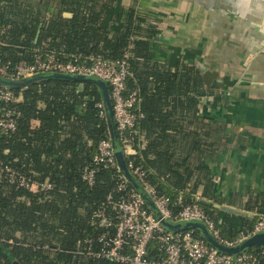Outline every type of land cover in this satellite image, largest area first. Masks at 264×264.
I'll return each instance as SVG.
<instances>
[{
  "label": "trees",
  "instance_id": "trees-1",
  "mask_svg": "<svg viewBox=\"0 0 264 264\" xmlns=\"http://www.w3.org/2000/svg\"><path fill=\"white\" fill-rule=\"evenodd\" d=\"M121 1L0 0V59L10 67L32 61L40 46L110 60L129 52L128 84L139 91L144 117L136 125L135 153L125 157L126 164L133 160L145 169L175 213L195 201L202 188L200 204L224 237L235 238L255 220L238 225L221 218L215 205L222 200L214 163L229 150L231 138L227 123L203 116L202 99L214 95L218 100L220 94L211 88L205 69L160 61L155 43L160 30L154 20ZM65 12L72 15L66 17ZM14 90L22 95L14 105L17 130L0 137V161L34 180L48 179L52 188H18L0 174V264H124L76 252L80 239L101 232L94 214L121 178L115 168L98 170L93 186L83 179L100 140L110 135L114 143L103 88L48 78ZM108 90L110 94L109 85ZM98 103H103L104 117ZM128 181L129 188L142 194ZM245 207L264 213V196L249 199ZM149 251L152 258L163 257L156 242Z\"/></svg>",
  "mask_w": 264,
  "mask_h": 264
},
{
  "label": "built area",
  "instance_id": "built-area-1",
  "mask_svg": "<svg viewBox=\"0 0 264 264\" xmlns=\"http://www.w3.org/2000/svg\"><path fill=\"white\" fill-rule=\"evenodd\" d=\"M44 73L95 76L107 82L122 150L125 157L135 153L136 125L144 114L138 89H131L128 84L131 74L129 52L122 58L110 60L101 54L83 51L70 54L40 46L34 49L32 61L23 60L10 67L0 59L1 78L19 81ZM21 99L22 95H18L14 89L0 85V137H9L17 130L14 105ZM97 105L101 108L100 115L104 117L103 103ZM127 167L153 200L161 218L149 208L137 190L129 188V181L120 169L113 140L106 135L98 143L93 160L84 168L83 179L93 186L98 170L115 168L121 172V178L106 197V204L94 214V224L101 232L96 238L89 236L80 239L77 254L124 264H264V247H252L237 254L222 252L209 244L200 233L196 234L194 229L171 231L162 224V219L172 222L201 221L219 242L235 247L245 239L264 232V213L257 214L251 228L242 230L235 238H226L198 197L182 205L175 213L169 199L158 194L145 169L136 166L133 160L127 163ZM0 174L16 182L18 188L31 191L52 188L48 179L34 180L2 161ZM107 207L110 211L106 210ZM152 242L157 243L162 258L150 257Z\"/></svg>",
  "mask_w": 264,
  "mask_h": 264
},
{
  "label": "crops",
  "instance_id": "crops-1",
  "mask_svg": "<svg viewBox=\"0 0 264 264\" xmlns=\"http://www.w3.org/2000/svg\"><path fill=\"white\" fill-rule=\"evenodd\" d=\"M121 3L154 20L160 61L195 64L211 77L210 86L220 95L202 100L203 116L227 123L231 138L229 150L214 163L222 200L215 205L221 218L235 213L243 223L254 221L257 212L245 203L264 196V0ZM201 193L202 188L200 200Z\"/></svg>",
  "mask_w": 264,
  "mask_h": 264
},
{
  "label": "water",
  "instance_id": "water-1",
  "mask_svg": "<svg viewBox=\"0 0 264 264\" xmlns=\"http://www.w3.org/2000/svg\"><path fill=\"white\" fill-rule=\"evenodd\" d=\"M66 17H70V13L64 14ZM40 36V32H38L36 36L35 42L38 41ZM48 78H64V79H72L77 80L81 82H93L103 88L104 98L106 101V105L108 108L109 116H110V126L112 131V137L114 139V148L116 150V155L118 159V163L120 166V169L122 173L130 180L132 181L138 188L141 190L142 194L146 197V199L149 202L150 207H152V211L157 215V217L161 218V214L159 213L155 203L150 198V196L147 194V192L144 190V188L138 183V181L134 178V176L129 171L125 155L121 147V143L118 137L117 127H116V121L113 116V108L112 103L110 100V94L108 90V84L107 82L95 77V76H85V75H72V74H61V73H44L40 74L34 77H30L25 80H19V81H12L9 79L1 78L0 77V85L7 86L11 89L14 88H24L27 85L43 80ZM141 194V193H140ZM141 194V195H142ZM143 197V196H142ZM162 224L171 231H183L188 229H194L197 230L210 244L216 246L219 250H222L227 253L231 254H237L240 252H244L252 247H264V232H259L247 239H245L240 245L233 248H228L226 245L219 242L211 233L209 228L201 221H180V222H172L169 219H162ZM13 264H20L17 260L13 261Z\"/></svg>",
  "mask_w": 264,
  "mask_h": 264
},
{
  "label": "rangeland",
  "instance_id": "rangeland-1",
  "mask_svg": "<svg viewBox=\"0 0 264 264\" xmlns=\"http://www.w3.org/2000/svg\"><path fill=\"white\" fill-rule=\"evenodd\" d=\"M228 215H230V219H231L232 222L237 223L238 225H241L243 223L242 216H240L238 214H235V213L234 214L230 213ZM225 217H226V215H225ZM226 247L233 248V247H230V246H226ZM235 247H237V246H235Z\"/></svg>",
  "mask_w": 264,
  "mask_h": 264
}]
</instances>
